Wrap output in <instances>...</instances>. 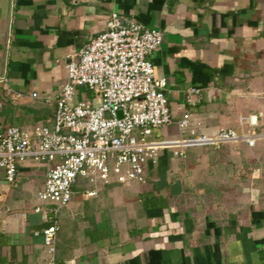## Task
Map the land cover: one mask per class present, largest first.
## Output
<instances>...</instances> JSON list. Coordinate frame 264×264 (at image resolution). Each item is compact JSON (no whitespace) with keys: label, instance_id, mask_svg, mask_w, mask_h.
Returning <instances> with one entry per match:
<instances>
[{"label":"crops","instance_id":"1","mask_svg":"<svg viewBox=\"0 0 264 264\" xmlns=\"http://www.w3.org/2000/svg\"><path fill=\"white\" fill-rule=\"evenodd\" d=\"M111 14L162 35L149 60L166 80L172 124L155 140L239 132L250 116L264 134V0H11L9 14L0 0V132L53 129L44 98ZM46 169L23 163L14 185L0 171V264H264V139L164 149L143 186L78 180L53 259L34 235L49 225L35 212Z\"/></svg>","mask_w":264,"mask_h":264},{"label":"built area","instance_id":"2","mask_svg":"<svg viewBox=\"0 0 264 264\" xmlns=\"http://www.w3.org/2000/svg\"><path fill=\"white\" fill-rule=\"evenodd\" d=\"M161 44L160 31L136 23L119 28L118 16L111 14L106 30L68 61L66 79L55 97L44 98L55 105L53 129L8 127L0 132V171L6 183L15 184L19 166L26 161L47 165L38 194L45 209L35 212H42L49 225L34 235L42 237L51 259L58 215L69 205L78 180L92 185L143 186L149 165L156 163L164 149L236 143L253 148L264 139L256 131V117L250 116L240 119L239 132L228 129L181 142L155 140V129L172 124L166 80L155 77L149 60ZM31 96L39 98L37 93ZM189 121L190 116L184 114L178 127L186 131Z\"/></svg>","mask_w":264,"mask_h":264},{"label":"water","instance_id":"3","mask_svg":"<svg viewBox=\"0 0 264 264\" xmlns=\"http://www.w3.org/2000/svg\"><path fill=\"white\" fill-rule=\"evenodd\" d=\"M10 1L11 0H8V14H9V9H10ZM130 26V23L129 22H124V21H121V20H119L118 21V27L119 28H128ZM5 40H6V38H7V33H5ZM6 42V41H5ZM121 116V114L119 113L118 114V117H120Z\"/></svg>","mask_w":264,"mask_h":264},{"label":"rangeland","instance_id":"4","mask_svg":"<svg viewBox=\"0 0 264 264\" xmlns=\"http://www.w3.org/2000/svg\"><path fill=\"white\" fill-rule=\"evenodd\" d=\"M25 163H28V164H36V163H33L32 161H26Z\"/></svg>","mask_w":264,"mask_h":264}]
</instances>
